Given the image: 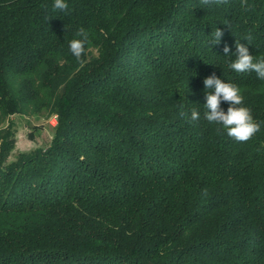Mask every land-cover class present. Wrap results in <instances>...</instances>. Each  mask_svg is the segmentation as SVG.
I'll return each instance as SVG.
<instances>
[{
    "label": "trees",
    "instance_id": "trees-1",
    "mask_svg": "<svg viewBox=\"0 0 264 264\" xmlns=\"http://www.w3.org/2000/svg\"><path fill=\"white\" fill-rule=\"evenodd\" d=\"M65 2L0 0V122L58 116L16 156L14 123L0 129V264H264V123L218 135L203 83L237 85L264 122V80L228 67L249 33L264 56V0Z\"/></svg>",
    "mask_w": 264,
    "mask_h": 264
},
{
    "label": "clouds",
    "instance_id": "clouds-1",
    "mask_svg": "<svg viewBox=\"0 0 264 264\" xmlns=\"http://www.w3.org/2000/svg\"><path fill=\"white\" fill-rule=\"evenodd\" d=\"M200 3L202 6L224 5L228 3V0H200ZM241 7L248 11L252 6L248 4V0H241ZM53 9L67 14L69 5L65 0H54ZM75 35L79 38L72 39L69 42V49L77 61L83 63L81 58L85 53V45L89 42V33L81 27ZM211 35L213 37L210 41L211 46L217 45L221 42L223 32L216 28ZM252 39L250 33L245 36V40L248 41L247 45L251 43ZM247 45L236 41L235 59L229 63L228 67L238 74L254 71L259 79L264 80V56H253V54H250ZM223 51L228 54L230 48L225 45ZM203 83L207 90L204 118L208 122L218 125L215 130L218 135L226 133L228 137L237 142H247L261 130V123L264 122L254 120L251 109L244 106V97L237 85L224 82L215 75L205 78ZM222 102L229 104L226 112L221 107ZM180 115L186 119L188 118L186 112L182 111ZM199 120L200 112L193 109L190 114V122ZM202 195L206 196L207 190H204Z\"/></svg>",
    "mask_w": 264,
    "mask_h": 264
},
{
    "label": "rangeland",
    "instance_id": "rangeland-1",
    "mask_svg": "<svg viewBox=\"0 0 264 264\" xmlns=\"http://www.w3.org/2000/svg\"><path fill=\"white\" fill-rule=\"evenodd\" d=\"M50 120L51 117L47 115L26 117L11 113L7 120L0 122V129L14 123L17 132V147L14 156L21 151L47 146L55 133V126L50 123Z\"/></svg>",
    "mask_w": 264,
    "mask_h": 264
},
{
    "label": "built area",
    "instance_id": "built-area-1",
    "mask_svg": "<svg viewBox=\"0 0 264 264\" xmlns=\"http://www.w3.org/2000/svg\"><path fill=\"white\" fill-rule=\"evenodd\" d=\"M57 122H58V116H57V115H53V116L51 117L50 123H51L53 126H56V125H57Z\"/></svg>",
    "mask_w": 264,
    "mask_h": 264
}]
</instances>
